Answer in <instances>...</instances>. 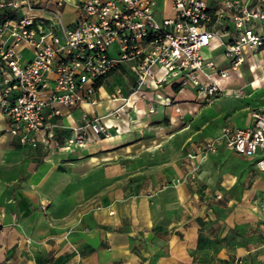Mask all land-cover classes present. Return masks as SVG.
Returning <instances> with one entry per match:
<instances>
[{
	"label": "crops",
	"instance_id": "obj_1",
	"mask_svg": "<svg viewBox=\"0 0 264 264\" xmlns=\"http://www.w3.org/2000/svg\"><path fill=\"white\" fill-rule=\"evenodd\" d=\"M78 1L63 0L72 8L65 22L61 8L64 25ZM38 11L55 19L49 5ZM213 49L222 53L203 51ZM21 54L31 55L26 47ZM259 63L250 60L249 68ZM218 81L222 97L238 79ZM56 108L44 110L47 130L60 121L81 124L101 106ZM249 115L219 131L250 125ZM7 126L0 110V264H264V169L256 164L264 153L245 157L218 145L195 158L191 178L186 152L219 131L195 134L167 164L152 155L138 161L139 134H116L61 158L59 150L47 155L42 142L19 143Z\"/></svg>",
	"mask_w": 264,
	"mask_h": 264
},
{
	"label": "built area",
	"instance_id": "obj_2",
	"mask_svg": "<svg viewBox=\"0 0 264 264\" xmlns=\"http://www.w3.org/2000/svg\"><path fill=\"white\" fill-rule=\"evenodd\" d=\"M47 4L55 19L36 13ZM63 4L0 0V11L17 13L0 19V110L8 120L7 131L23 145L47 144L54 137L47 130L46 107L59 113L56 106L96 104L101 86L96 83L125 65L133 76L129 94L121 97L116 89L111 99H122L126 106L129 101L152 104L166 84H189L210 100L222 91L218 80L229 75L202 51L221 48L234 69L244 52L264 46V0H79L67 25L61 21ZM24 47L29 58L21 54ZM251 117L250 125H225L187 151L189 176L195 177V158L218 145L245 157L264 153V111L253 110ZM85 126L95 133L105 128L95 117L74 128L79 145L82 136L77 134ZM256 164L264 169V155Z\"/></svg>",
	"mask_w": 264,
	"mask_h": 264
},
{
	"label": "rangeland",
	"instance_id": "obj_3",
	"mask_svg": "<svg viewBox=\"0 0 264 264\" xmlns=\"http://www.w3.org/2000/svg\"><path fill=\"white\" fill-rule=\"evenodd\" d=\"M158 2L161 4L162 0H158ZM41 12L37 13L42 15ZM62 12V19L65 22L72 15V8L66 3ZM114 47L115 45L111 47V51ZM258 50L244 52L243 61L236 66H239V69L244 68V76L237 68L232 69L220 50L213 49L211 52L203 51L201 53L203 56L208 55L220 68H225L229 77L238 79L237 83L230 85L232 89L230 95L222 96V94L220 95L222 97L217 96L210 100H206L189 84H184L177 90L166 84L159 90L160 98H155V94L149 92L155 98L152 104L138 101L131 105L132 103L129 101V106H126L122 99H111V94L116 89H120L121 97L129 94V85L133 83V76L130 68L125 65L108 74L102 80L97 102L101 108L99 111H94V116L86 114L81 124L71 122L66 125L60 121L58 127L52 126L55 132L52 140L41 145L45 147L44 150L49 152L47 155H51L52 149V151L59 150L58 155L61 158H69L72 153L76 152V148L95 143L98 140L121 133H130L132 138L139 134L135 138L140 141L138 145H141L143 149L141 152L133 154L137 155L136 158H140L138 161L146 162L148 156L152 155L158 158V161L163 159L167 164H171L172 159L175 161L180 158L185 144L194 138L195 134H198L199 137L205 136V134L211 135L218 132L226 121L234 123L245 121L250 118L249 114L253 110H264V62H261L264 61V54H260L262 52L259 53ZM250 60H253L254 63L258 60L260 62L258 67L249 68ZM232 93L238 94V96L234 97L231 95ZM162 104H165L163 114H155V110L158 112L160 110L159 107L158 109L155 107L161 106L162 108ZM150 106H154L151 112L148 111ZM94 117L105 128L95 133L91 132V128L85 126L84 132L77 134L82 136V145H79L80 140L76 137L74 128L90 123ZM133 155H131L132 158ZM258 155L260 154L258 153Z\"/></svg>",
	"mask_w": 264,
	"mask_h": 264
},
{
	"label": "trees",
	"instance_id": "obj_4",
	"mask_svg": "<svg viewBox=\"0 0 264 264\" xmlns=\"http://www.w3.org/2000/svg\"><path fill=\"white\" fill-rule=\"evenodd\" d=\"M16 16V11L11 9V8H7L3 11H0V19H3V18H8V17H15ZM102 84V80H99L97 83H96V86L98 85H101ZM172 87L177 90L181 87V85L179 84H173Z\"/></svg>",
	"mask_w": 264,
	"mask_h": 264
},
{
	"label": "bare ground",
	"instance_id": "obj_5",
	"mask_svg": "<svg viewBox=\"0 0 264 264\" xmlns=\"http://www.w3.org/2000/svg\"><path fill=\"white\" fill-rule=\"evenodd\" d=\"M230 92V91H229ZM132 103V102H131ZM87 105H89V104H87Z\"/></svg>",
	"mask_w": 264,
	"mask_h": 264
}]
</instances>
